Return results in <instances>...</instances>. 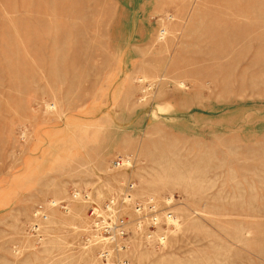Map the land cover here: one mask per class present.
Masks as SVG:
<instances>
[{
  "label": "rangeland",
  "instance_id": "374dc122",
  "mask_svg": "<svg viewBox=\"0 0 264 264\" xmlns=\"http://www.w3.org/2000/svg\"><path fill=\"white\" fill-rule=\"evenodd\" d=\"M131 181L179 223L129 264H264V0H0V264H103Z\"/></svg>",
  "mask_w": 264,
  "mask_h": 264
},
{
  "label": "built area",
  "instance_id": "2783aa9c",
  "mask_svg": "<svg viewBox=\"0 0 264 264\" xmlns=\"http://www.w3.org/2000/svg\"><path fill=\"white\" fill-rule=\"evenodd\" d=\"M132 161L131 155L123 154L113 160L112 166L127 168L132 165ZM135 188L136 183L131 181L120 196H112L103 205L92 200L89 213L91 235H88L87 240L98 244V256L103 264L111 261L129 264V260L122 258L121 254L130 248L128 239L132 234L147 242L162 245L167 240L168 231L179 223V217L171 208L172 198H137L134 195ZM73 197H84L91 201V194L88 192L75 191ZM49 206L66 208L67 204H61L55 199L39 202L34 208L35 221L30 226L31 230H40V222L48 220Z\"/></svg>",
  "mask_w": 264,
  "mask_h": 264
}]
</instances>
